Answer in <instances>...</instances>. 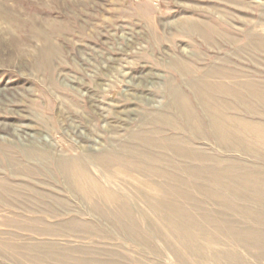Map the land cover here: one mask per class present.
Here are the masks:
<instances>
[{
  "label": "rangeland",
  "instance_id": "obj_1",
  "mask_svg": "<svg viewBox=\"0 0 264 264\" xmlns=\"http://www.w3.org/2000/svg\"><path fill=\"white\" fill-rule=\"evenodd\" d=\"M0 264H264V0H0Z\"/></svg>",
  "mask_w": 264,
  "mask_h": 264
}]
</instances>
